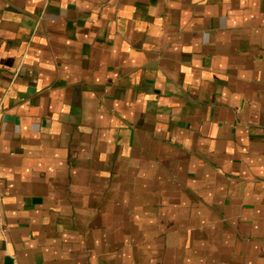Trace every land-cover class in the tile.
<instances>
[{
  "label": "crops",
  "instance_id": "crops-1",
  "mask_svg": "<svg viewBox=\"0 0 264 264\" xmlns=\"http://www.w3.org/2000/svg\"><path fill=\"white\" fill-rule=\"evenodd\" d=\"M0 264H264V0H0Z\"/></svg>",
  "mask_w": 264,
  "mask_h": 264
}]
</instances>
